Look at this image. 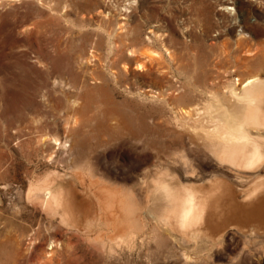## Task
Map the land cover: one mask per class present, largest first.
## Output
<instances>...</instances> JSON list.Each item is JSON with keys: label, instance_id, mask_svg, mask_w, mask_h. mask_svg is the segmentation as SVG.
Here are the masks:
<instances>
[{"label": "rangeland", "instance_id": "374dc122", "mask_svg": "<svg viewBox=\"0 0 264 264\" xmlns=\"http://www.w3.org/2000/svg\"><path fill=\"white\" fill-rule=\"evenodd\" d=\"M143 48L154 59L139 64L134 53ZM257 73L264 74V0H0V264H264V231L234 263L227 252L185 262L182 242L152 236L155 202L147 199L149 172L184 174L170 153L158 159L156 151H183L192 109L199 108L194 118L219 109L230 85ZM187 153L192 173L210 175L209 158ZM88 176L123 193L150 185L141 190L149 219L137 242L110 254L88 239ZM59 177L87 202L76 209L79 228L27 200L31 186Z\"/></svg>", "mask_w": 264, "mask_h": 264}, {"label": "bare ground", "instance_id": "6f19581e", "mask_svg": "<svg viewBox=\"0 0 264 264\" xmlns=\"http://www.w3.org/2000/svg\"><path fill=\"white\" fill-rule=\"evenodd\" d=\"M157 42L158 39H155L154 43ZM249 50L250 49H248V51ZM169 51L171 52V50ZM131 52L134 53L135 51ZM249 52L251 53V50ZM252 52H254V50ZM134 54L138 55L135 56V58L138 59L136 61L139 64V60L150 61L154 59L150 48H143ZM94 58L95 57H93V59ZM82 59L81 62L83 61ZM90 61L92 60H89V62ZM93 64H95V61ZM143 65L146 66L144 63ZM159 68L160 67H158L157 70H159ZM164 70L162 72H164ZM145 71L148 70L145 69ZM163 76L165 75L163 74ZM214 93L215 92H213V94ZM228 93L229 98L227 96V98L225 97V103L220 105L219 109H216V105L213 104L207 108L206 112L198 113L197 116L195 114L196 118H194L192 111L197 107L193 108L192 111L191 107L189 110L192 114L189 112L190 117L186 118L187 122L186 119L182 118L184 114L182 116L180 113L181 118L185 120L182 127L185 128L184 130L187 135V145L183 148L181 153L171 152L170 146L164 145L163 148L156 151L158 159L170 153V163H177L180 165L184 172L182 176L173 175L171 172H165L166 170H153L148 173V175H152L153 177L151 180L153 182L152 188L146 183L148 186L142 184L138 187L139 190L136 192L131 190L125 193L114 188L105 187L107 186L106 184L102 186L98 184L95 179L93 180V177L88 176L90 179H87L86 188L84 189L88 191L92 197L91 203L89 204L93 212L91 218L88 217V213L82 216V218H86L85 221H82L86 224L84 227L86 228V236L88 239L92 238L94 243L101 244L102 249H104V251L108 249L110 253V251L121 244L131 245L132 242L137 240L138 236L145 234V229L148 228V223L146 222L149 218L147 212L144 211L143 208L141 190L144 186H147L152 189L149 191L150 193H147L149 194L147 195V199L152 196L151 198H153L155 202V206L151 209L152 220L154 221V225L151 227L152 229L150 228L151 234L152 236L154 235V237L162 238L167 244L169 242H182L185 245V249L182 251L181 255L185 262H195L201 260L204 256L210 259V261H214L215 259L221 260L220 255L227 252L228 254H226L228 256L226 255V258L231 263H234L248 252L249 247L247 246L249 245V240L253 237L256 238L260 236V231H264V74L257 73L245 79L240 76L230 85ZM216 94L217 93L214 95ZM208 96H210V94ZM175 97L177 98V96ZM212 97L214 98V96H211V98ZM221 98L222 97H220V99ZM212 101L210 103H213ZM116 119L117 118H115V120ZM177 122L176 124L178 126ZM174 123H172V125ZM188 151L202 152L213 162L211 165V172H209L210 175L199 176L192 173ZM171 167L172 166H170V169ZM82 171H80V173L76 172L77 174L74 176L77 178V181H82L83 184L85 182L84 177H81L82 175L77 176L78 173L81 174ZM240 173H246L247 176L244 177V175L242 176ZM58 179L60 182L55 179L42 185L31 186L27 193V200H36L40 207L50 216H59L62 223L71 225V228L72 226L79 228L80 225L77 226V224L80 223L76 220L79 219L77 210L84 208L87 202L73 190L74 188L71 186V183L65 182L66 180L60 177ZM135 188H137V186H135ZM149 188L148 190H150ZM82 218L80 217V219ZM145 219L147 221H145ZM94 226L100 228L97 233H95L94 230H90ZM91 231L95 234H91ZM149 237L151 238V236ZM157 239L158 238H156V241ZM153 242L154 241H152L151 244ZM134 245L137 244L135 243ZM164 245L166 246V244ZM260 245L258 247L261 248L262 246ZM162 247L161 245V248ZM239 250H241V252Z\"/></svg>", "mask_w": 264, "mask_h": 264}]
</instances>
